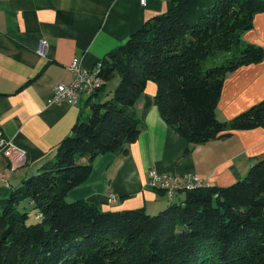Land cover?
<instances>
[{
    "label": "trees",
    "instance_id": "16d2710c",
    "mask_svg": "<svg viewBox=\"0 0 264 264\" xmlns=\"http://www.w3.org/2000/svg\"><path fill=\"white\" fill-rule=\"evenodd\" d=\"M263 12L264 0H172L109 52L99 76L119 75L113 98L90 95L91 114L80 115L53 160L0 197V264H264V158L236 184L184 191V201L154 216L67 200L98 157L138 140L144 122L133 108L149 82L161 118L190 144L186 153L264 128V100L230 122L216 115L227 75L263 62L264 49L248 44L208 63L239 47Z\"/></svg>",
    "mask_w": 264,
    "mask_h": 264
},
{
    "label": "crops",
    "instance_id": "0c3cea01",
    "mask_svg": "<svg viewBox=\"0 0 264 264\" xmlns=\"http://www.w3.org/2000/svg\"><path fill=\"white\" fill-rule=\"evenodd\" d=\"M170 1L147 0L143 7L140 0H0V134L27 153V165L16 170L0 153V189L8 193L37 174L53 160L80 115L91 114L90 95L75 105L49 104L55 87L75 79L69 66L76 62L94 69L147 20L165 13ZM242 36L246 43L264 48V12L255 15L253 28ZM42 41L43 55L38 52ZM155 93V83L149 82L133 108L144 122L138 140L126 151L98 157L87 182L69 192V202L152 214L167 207L170 199L149 186V170L196 174L205 187H228L264 158V128L235 131L186 153L190 144L161 118ZM263 100L264 60L227 75L217 119L230 122ZM112 194L118 199L115 205L109 203ZM181 197L176 194L174 202L184 201Z\"/></svg>",
    "mask_w": 264,
    "mask_h": 264
},
{
    "label": "built area",
    "instance_id": "2783aa9c",
    "mask_svg": "<svg viewBox=\"0 0 264 264\" xmlns=\"http://www.w3.org/2000/svg\"><path fill=\"white\" fill-rule=\"evenodd\" d=\"M143 7L147 6V0H140ZM46 48L45 41H42L39 46V54L43 55ZM94 69H83L78 63H73L69 66L68 70L75 74V79L69 85L60 84L55 87L53 96L49 100V104H60L67 102L70 104H77L78 101L84 96H88L89 91H100L103 87V83H97L94 79ZM0 153H2L10 163V168L16 170L27 165V153L26 151L15 146L12 140L4 139L0 134ZM149 186L158 192H164L167 194L171 201H174L176 194L181 191H192L205 187L204 181L196 174L179 175L159 173L155 169H151L148 172ZM4 181L0 177V182ZM117 197L111 195L109 197V203L115 205L117 203Z\"/></svg>",
    "mask_w": 264,
    "mask_h": 264
},
{
    "label": "rangeland",
    "instance_id": "374dc122",
    "mask_svg": "<svg viewBox=\"0 0 264 264\" xmlns=\"http://www.w3.org/2000/svg\"><path fill=\"white\" fill-rule=\"evenodd\" d=\"M247 45H248V43L245 42V39L242 36L241 37L240 46L239 47L238 46L234 47L232 53L220 55L217 59L210 60V62H208V63L211 64V61H214V62H216L217 65H221L226 58H230L232 56H237V57L240 56L241 51ZM258 47H262L263 48V46H258ZM207 66H211V65L207 64ZM119 82H120V78H119V75L117 74L110 81H108L106 83H103L102 93L100 94V97H99V99L97 101H99L100 103H104L105 101H108V100L112 99L113 95H114V91H115L116 87L118 86ZM179 193H181V196H182L181 198L185 197L186 193L184 191H181ZM166 202L168 203V206H169L174 201H171V200L168 201L167 198H166ZM167 207L165 206L162 209H160L159 211H156L155 213H152V214L151 213H147V214L151 215V216H154V215L158 214L159 212L165 210ZM27 210H28V212H29V214L31 216V221L34 222L35 218H36V215H37V211L35 209L31 208V207H28Z\"/></svg>",
    "mask_w": 264,
    "mask_h": 264
},
{
    "label": "bare ground",
    "instance_id": "6f19581e",
    "mask_svg": "<svg viewBox=\"0 0 264 264\" xmlns=\"http://www.w3.org/2000/svg\"><path fill=\"white\" fill-rule=\"evenodd\" d=\"M100 68H101V63L98 64V66L96 67L95 72H94V79L97 80V83H102L101 78H100V76H99ZM95 92H96V91H89V94H88V95H92V94H94ZM89 97H90V96H89Z\"/></svg>",
    "mask_w": 264,
    "mask_h": 264
},
{
    "label": "water",
    "instance_id": "95a60500",
    "mask_svg": "<svg viewBox=\"0 0 264 264\" xmlns=\"http://www.w3.org/2000/svg\"><path fill=\"white\" fill-rule=\"evenodd\" d=\"M7 194L6 189H0V197L5 196Z\"/></svg>",
    "mask_w": 264,
    "mask_h": 264
}]
</instances>
